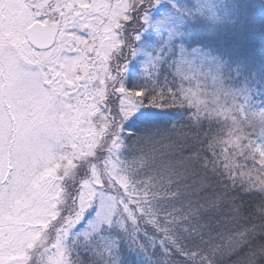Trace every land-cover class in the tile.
Here are the masks:
<instances>
[{
	"label": "snow or ice",
	"instance_id": "obj_1",
	"mask_svg": "<svg viewBox=\"0 0 264 264\" xmlns=\"http://www.w3.org/2000/svg\"><path fill=\"white\" fill-rule=\"evenodd\" d=\"M0 264H264V0H0Z\"/></svg>",
	"mask_w": 264,
	"mask_h": 264
}]
</instances>
